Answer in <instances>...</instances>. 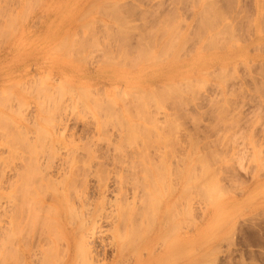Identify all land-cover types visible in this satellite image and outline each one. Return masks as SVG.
I'll return each instance as SVG.
<instances>
[{"label": "rangeland", "instance_id": "obj_1", "mask_svg": "<svg viewBox=\"0 0 264 264\" xmlns=\"http://www.w3.org/2000/svg\"><path fill=\"white\" fill-rule=\"evenodd\" d=\"M99 203L107 264H264V0H0V264H56Z\"/></svg>", "mask_w": 264, "mask_h": 264}, {"label": "bare ground", "instance_id": "obj_2", "mask_svg": "<svg viewBox=\"0 0 264 264\" xmlns=\"http://www.w3.org/2000/svg\"><path fill=\"white\" fill-rule=\"evenodd\" d=\"M110 52H111V51H110ZM118 52H119V51H118ZM113 54H114V53H113ZM116 54H117V53H116ZM104 61H105V60H104ZM154 94H155V93H154ZM140 95H141V94H140ZM138 96H139V95H138ZM141 97H143V96H141ZM136 100H137V97H136ZM139 100H141V99L139 98ZM141 102H142V101H141ZM96 105H97V104H96ZM98 106H100V105H98ZM142 106H143V105H142ZM142 106L140 107V109L142 108ZM137 108H138V107H137ZM107 110H108V109H107ZM141 111H142V110H141ZM106 112H108V111H106ZM109 112H110V111H109ZM106 115H108V114H106ZM108 118H109V117H108ZM104 120L106 121L107 118H106V119L104 118ZM89 148H90V147H89ZM90 151H91V150H90ZM88 152H89V151H88ZM89 153H90V152H89ZM92 154H94V152H92ZM31 165H32V164H31ZM33 165H34V164H33ZM33 165H32V166H33ZM37 165H38V164H37ZM37 165H34V167H35V172H36V173H37V168H36ZM38 166H39V165H38ZM32 169H34V168H31L30 170H32ZM113 169H114V171H116L115 168H113ZM113 169H112V170H113ZM122 169H123V168H122ZM122 169H121V171H122ZM40 170H41V169H40ZM78 170H79V169H78ZM78 170H76V171H78ZM130 170L132 171V169H130ZM118 171H119V170H118ZM18 172H19V171H18ZM27 172H30V173H31L32 171H29V169H28ZM116 172H117V171H116ZM129 172H130V171H129ZM112 173H113V171H112ZM114 173H115V172H114ZM117 173H118V172H117ZM17 174L19 175V173H17ZM72 174H73V172H71L70 170H68V171L64 174V175H65L64 179H63V178H62V179H63L64 181H68V180H69V181H68V184H69V182H72L73 180L76 182V180H75L74 178H72ZM115 174H116V173H115ZM14 175H16V174H14ZM35 175H36V174H35ZM60 175H61V174H60ZM62 175H63V174H62ZM116 175H117V174H116ZM116 175H115V176L113 175V176H114V180H115V179L117 180V176H116ZM130 175H131V174H130ZM188 175H189V174L187 173V177H188ZM123 176H126V175H123ZM131 176H132V175H131ZM131 176H130L129 178H132ZM1 177H3V176H1ZM18 177H21V176L19 175ZM36 177H37V175H36ZM38 177H39V176H38ZM43 177H44V176H43ZM120 177H121V176H120ZM120 177H119V178H120ZM21 178H22V177H21ZM41 178H42V177H41ZM71 178H72V179H71ZM123 178H124V177H123ZM157 178H158V177H157ZM157 178H156V179H157ZM1 179H2V178H1ZM7 179H8V178H7ZM7 179H6V181H7ZM33 179H34V178H33ZM33 179H32V181H33ZM35 179H36V178H35ZM70 179H71V181H70ZM124 179H125V178H124ZM158 179H159V178H158ZM186 179H187V178H186ZM2 180H3V179H2ZM9 180H10V179H9ZM15 180H16V179H15ZM17 180H18V179H17ZM19 180H21V179H19ZM28 180H29V178H28ZM40 180H41V179H40V177H39V181H40ZM43 180H44V178H43ZM126 180H127V179H126ZM129 180H130V179H129ZM129 180H128L127 182H129ZM131 180H132V179H131ZM160 180H161V179H160ZM160 180H159V181H160ZM10 181H11V180H10ZM34 181H35V180H34ZM49 181H50L49 183H52L51 180H50V178H49ZM52 181H54V180H52ZM117 181H118V180H117ZM21 182H22V180H21ZM45 182H46V181L44 180V183H45ZM55 182H56V181H55ZM61 182H63V181H61ZM75 182H73V183H75ZM121 182L127 183L126 181H124V180L122 179V177H121V180H120V182H119V183L121 184V186H118V185H117V182L115 181L116 186L119 187V188L117 187L116 190L118 189V190H119V195L121 194L119 200L121 199V197L123 198V200L126 199V195H127V193H128V192L126 193V191H128L129 188H130L129 191H130V190L132 191V192L130 191L131 193L129 192V193L131 194L130 196H132V199H131V201H130V200H129V201L127 200V201H128L127 203H124V202L122 201L124 205H123V204H121V206L116 205V206H117V207H116V211H117L116 213H115V211H111V214H112V215H111V214H110V215L112 216V220H113V218H114V220H115V221H114V225H113V227H114V229H119V228L124 229L125 227H126L127 229H129V228H131L132 226H133V228H134V225L132 224L133 222L131 223V221H133V220H131L132 218H130V220L128 219L127 224L125 223V220H122V219H126L125 215L128 214V212L130 211L131 208H134V207L136 206V204L139 203L138 200H140L141 198H142V200H143V197H139L140 199H139V198H136L137 195H136V193L133 192V190L135 189V185H133L131 181H130V182H131L132 185L130 184L131 187H129V185H128L129 188H127V185H126V184L123 185V183H121ZM19 183H20V181H19ZM19 183H18V185H19ZM33 183H34V182H33ZM119 183H118V184H119ZM12 184H13V183H12ZM30 184H31V180H30V182H28V185H30ZM35 184H36V183H35ZM37 184H39V182H38ZM37 184L35 185L34 188H36V186L41 185V184H39V185H37ZM58 184H59V182H58ZM66 184H67V183H66ZM120 184H119V185H120ZM210 184H212V182H211ZM18 185H17V187H19ZM28 185H26V187H27ZM32 185H34V184H32ZM45 185H47V184H45ZM51 185H52V184H51ZM51 185H50V187H51ZM54 185H55V184H54ZM60 185H61V184H60ZM71 185H72V184H71ZM100 185H101V184H100ZM106 185H107V184L105 183L103 187H106ZM20 186H22V185H20ZM57 186H58V185H57ZM75 186H76V185L74 184V186H73L74 189H75ZM123 186H124V187H123ZM26 187H25V183H24V189H25V190H26ZM29 187H30V186H29ZM42 187H44V185H43V186L41 185V187L39 186L38 189H36V190H39L40 188L43 189ZM45 187H46V186H45ZM59 187L61 188V186H59ZM67 187H68V186H67ZM71 187H72V186H70V188H71ZM31 188H32V187H30V189H31ZM47 188H48V186H47ZM52 188H53V187H52ZM52 188H51V189H52ZM60 188H59V189H60ZM70 188H69V191H72V192H73L74 190H70ZM76 188H77V187H76ZM133 188H134V189H133ZM13 189H14V188H13ZM20 189H21V191H22V187H21V188H20V187L18 188V190H20ZM24 189H23V190H24ZM30 189H29V190H30ZM41 189H40L39 191H42ZM103 189H104V188H103ZM15 190H16V188H15ZM52 190H53V189H52ZM52 190H50V191H52ZM60 190H61V189H60ZM75 190H76V189H75ZM104 190H105V189H104ZM118 190H117V191H118ZM16 191H17V190H16ZM21 191H20V192H21ZM32 191H33V189H32ZM32 191H31V192H32ZM45 191H46V190H45ZM67 191H68V189H67ZM79 191H80V190H79ZM117 191H116V192H117ZM18 192H19V191H18ZM22 192H23V191H22ZM31 192H29V193H31ZM42 192H44V190H43ZM47 192H48V191H47ZM53 192H54V191H53ZM74 192H75V191H74ZM82 192H83V191H82ZM16 193H17V192H16ZM24 193H28V191H27V192H24ZM29 193H28V195H29ZM34 193H35V192H34ZM60 193H61V192H60ZM13 194H14V193H13ZM20 194H21V193H20ZM20 194H19V195H20ZM39 194H40V193H39ZM68 194H69V195H68ZM68 194H67V195L70 197V192H69ZM73 194L76 195V193H73ZM82 194H83V193H82ZM21 195H22V194H21ZM24 195L26 196V194H24ZM32 195H33V194H32ZM36 195H37V194L35 193L34 196H36ZM41 195L44 196L45 194H41ZM50 195H51V194H50ZM50 195H49V197H50ZM79 195H81V194H79ZM79 195H77V196H79ZM85 195H86V194H85ZM25 196H24V197H25ZM34 196H33V197H34ZM37 196H38V195H37ZM127 196H128V195H127ZM11 197H12V196H11ZM38 197H39V196H38ZM44 197H45V196H44ZM116 197H117V195H116ZM137 197H138V196H137ZM30 198H31V197H30ZM70 198H71V197H70ZM77 198H78V197H77ZM83 198H84V197H83ZM85 198H86V196H85ZM135 198H136V199H135ZM19 199H20V197H19ZM23 199H24V198H23ZM27 199H28V198H27ZM44 199H45V198H44ZM46 199H47V198H46ZM49 199H50V198H49ZM81 199H82V198H81ZM137 199H138V200H137ZM152 199L154 200V203H155V201H157V203H159V202H158V199H154V197H153ZM152 199H151V197H150V200H152ZM31 200H32V199H31ZM36 200H37V201H36ZM36 200H35V203H36V202L38 203V202H39L38 199H36ZM39 200H40V199H39ZM73 200H74V199H73ZM77 200H78V199H77ZM86 200H87V199H86ZM114 200H117V199H114ZM150 200H149V201H150ZM26 201H27V200H26ZM26 201H24V202H26ZM32 201H33V200H32ZM40 201H41V200H40ZM24 202H23V203H24ZM41 202H42V201H41ZM67 202H68V201H67ZM77 202H78V201H77ZM119 202H121V201H119ZM136 202H138V203H136ZM141 202H142V201H141ZM151 202H152V201H151ZM28 203H29V202H27V203H25V204L27 205ZM30 203H31V201H30ZM30 203H29L28 205H30ZM100 203H101V202H100ZM100 203H99V204H100ZM142 203H144V202H142ZM149 203H150V202H149ZM154 203H152V204H154ZM157 203H155L154 206H156ZM17 204H18V202H17ZM17 204H16V205L14 204V205L17 206ZM101 204H103V203H101ZM101 204H100V206H98V207L95 208L94 210H92V211L90 210V212L87 211V212H88L87 215H85V214L82 212V213H83V214H82L83 217H82V219H81V224H79V225L77 226V227H79L80 225H86L87 223H90L91 225H93V226H92L93 228H91L92 231L89 230V233L87 232L89 235L91 234V235L89 236V239L87 238V235H86V237H84V236H85V235H84L85 233H84V234L81 235V237L84 235V236L82 237L83 239H79V240H76V241H75V238H73V236H72V235L75 233V232H74V231H75V227H70L71 224H74V222L71 223V224L68 222L69 219H71V217L69 216L68 221H67V220H66V221H67V225H68V223H69L70 226L68 225L69 227H67V229H65V231L63 232L64 235H68V236L71 235V236H70L71 239H70V241L68 242V245H67V251L65 250L66 248H65V249L63 248L64 251H66V255H65V258L62 259V258H63L62 256H64V254L62 253V254H63L62 256H59V258L57 257L56 259H54V260H56V262H54V263H56V264H57V263H59V264H107V263H106V259L108 258V257H107V253H108V252L106 251L105 246L103 245V243H102V245H101V244H98V242H96V241H99V240H96V238H98V237H95L96 234H97V235L100 234L99 232H98V233L96 232V229H97V227H98L97 225H96L97 227H95V224H97V223H96V222H97L96 217H101L102 214L104 213L103 211H102L103 213L101 212V210H102V208H103V207H102L103 205H101ZM113 204H114V203H113ZM139 204H140V203H139ZM23 205H24V204H23ZM28 205H27V206H28ZM36 205H37V204H34V207H35ZM39 205H40V204H38V206H39ZM73 205H74V204H73ZM84 205H85V204H84ZM84 205H83V206H84ZM86 205H87V204H86ZM104 205H105V204H104ZM150 205H151V204H150ZM19 206H20V205H19ZM30 206H32V204H31ZM38 206H36V208H37ZM42 206H43V204H42L41 206H39L38 208H40V207H42ZM47 206H48V205H47ZM83 206H82V207H83ZM114 206H115V205H114ZM114 206H113V207H114ZM144 206H145V205H144ZM12 207H13V206H12ZM24 207H25V206H24ZM76 207H77V206H76ZM76 207L74 206L75 209H76ZM84 207H85V206H84ZM138 207H139V206H138ZM138 207H135V208L138 209ZM140 207H141V209H143L142 206H140ZM14 208H15V207H14ZM16 208H17V207H16ZM16 208H15V210H16ZM50 208H52V207L50 206L48 209H50ZM74 208L71 207V209H74ZM78 208H79V207H78ZM135 208H134V209H135ZM154 208L157 209V206L154 207ZM18 209H19V208H18ZM20 209H21V208H20ZM26 209H27V207H26ZM29 209H30V207H29ZM41 209H43V211H44V207L41 208ZM66 209H67V208H66ZM12 210H13V209H12ZM24 210H25V209H24ZM52 210H53V208H52ZM77 210H79V209H77ZM88 210H89V209H88ZM114 210H115V207H114ZM131 210H132V209H131ZM135 210H136V209H135ZM135 210H133V211H134V214H133V211H131L132 213L130 212L129 214H133V215H135L136 212L139 213L140 211H142V210H140V211L138 212V210H136V212H135ZM154 210H155V209H154ZM13 211H14V210H13ZM27 211H28V210H27ZM30 211H31V210H30ZM30 211H29V212H30ZM40 211H42V210H40ZM48 211H49V210H48ZM67 211H68V209H67ZM83 211H84V210H83ZM155 211H156V210H155ZM10 212H11V211H10ZM14 212H15V211H14ZM16 212H17V210H16ZM19 212L21 213V211H19ZM31 212H32V211H31ZM31 212H30V213H31ZM33 212H35V211L33 210ZM37 212H38V211H37ZM53 212H54V211H53ZM69 212H70V211H68L67 213H69ZM75 212H76V211H74V213H75ZM105 212H106V210H105ZM113 212H114V214H113ZM152 212H153V211H152ZM12 213H13V212H12ZM17 213H18V212H17ZM49 213H50V212H48V214H49ZM61 213H62V212H61ZM77 213H78V212H77ZM109 213H110V211H109ZM109 213H106V214L104 213V214H103L104 217H106L107 214L109 215ZM137 213H136V214H137ZM1 214H2V213H1ZM4 214H5V213H4ZM38 214H40V213H38ZM75 214H76V213H75ZM121 214H122L123 216H122ZM10 215H11V214H10ZM13 215H14V214H13ZM23 215H24V214H23ZM36 215H37V213H36ZM50 215H51V213H50ZM52 215H54V213H53ZM69 215H70V213H69ZM84 215H85V216H84ZM110 215H109V216H110ZM133 215H132V217H133ZM32 216H33V214H32ZM111 216H110V217H111ZM120 216H121L122 218H120ZM129 216H131V215H129ZM129 216H128V218H129ZM28 217H29V216H28ZM33 217H34V216H33ZM33 217H31V218H33ZM44 217H45V216H44ZM78 217H79V215H78ZM78 217H76V215H75V218H78ZM107 217H108V216H107ZM107 217H106V218H107ZM12 218H13V216H11V218H10V219H11V222H12ZM35 218H38L37 220H39L40 223H41V220H42V219H40V218H42V215H41L40 218H39V216H38V217H34L33 219L35 220ZM80 218H81V217H80ZM106 218H104V219H106ZM108 218H109V217H108ZM119 218H120L121 222L123 223V225H121L122 227L124 226L123 228H122V227H119V226H120V225H119V223H120ZM14 219H15V218H14ZM14 219H13V221H14V223H15L16 221H15ZM33 219H32V222L34 221ZM46 219H48V216H47ZM57 219H58V221H59V218H57ZM102 219H103V216H102ZM151 219H152V218H151ZM29 220H30V218H29ZM37 220H35V221H37ZM44 220H45V219H44ZM44 220H43V221H44ZM48 220H50L49 222H50L51 224L54 223V221H53L52 219H48ZM48 220H45V221L47 222ZM112 220H108V221L111 222ZM26 221H27V220H26ZM43 221H42V222H43ZM45 221H44V222H45ZM51 221H53V222H51ZM73 221H74V220H73ZM123 221H124V222H123ZM9 222H10V220H9ZM55 222H56V220H55ZM70 222H71V221H70ZM129 222H130V224H132V226L129 224ZM149 222H150V219H149ZM14 223H13V224H14ZM18 223H19V222H17V224H18ZM21 223H22V222H21ZM29 223H31V221L27 222L26 225H28L27 228H28L29 231H30L29 226H30L31 224L29 225ZM40 223H39V224H40ZM47 223H48V222H47ZM50 223H49V224H50ZM58 223H59V222H58ZM58 223H56V224H58ZM108 223H109V222H108ZM111 223H112V222H111ZM10 224H12V223H10ZM15 224H16V223H15ZM34 224H35V222H34ZM34 224H32V225H33L32 228L34 227ZM51 224H50L49 226H48V224H46V225H42V226H41V225H40V226L38 225V227H39V229H40V227L42 228V227L44 226V228L48 231V233L51 232L52 229H53V231H56L57 229H56V230L54 229V228H56V227L54 226L55 223H54L53 227L50 228ZM120 224H121V223H120ZM152 224H153V222H152ZM18 225H19V224H18ZM18 225H17V226H18ZM23 225L25 226V224H23ZM23 225H22V226H23ZM35 225H36V224H35ZM109 225H110V223H109ZM15 226H16V225H14V227H15ZM36 226H37V225H36ZM56 226L59 227V224L56 225ZM111 226H112V225H111ZM111 226H110V227H111ZM128 226H129V227H128ZM130 226H131V227H130ZM4 227H5V226H4ZM18 227H19V226H18ZM47 227H48V229H47ZM90 227H91V226H90ZM6 228H7V227H6ZM8 228H9V227H8ZM15 228H16V227H15ZM24 228H26V227H24ZM36 228H37V227H36ZM36 228H35V229H36ZM59 228H61V227H59ZM80 228H81V227H80ZM80 228H79V229H80ZM95 228H96V229H95ZM133 228H132V229H133ZM16 229H17V228H16ZM16 229H15V230H16ZM20 229H21V228H20ZM45 229H44V230H45ZM49 229H51V231H49ZM93 229L95 230L96 233L93 231ZM32 230H33V229H32ZM37 230H38V229H37ZM37 230H36V233H37ZM40 230H42V232H43V228L40 229ZM58 230H59V229H58ZM2 231H4V230H2ZM7 231H9V230H7ZM7 231H6V232H7ZM38 231H39V230H38ZM53 231H52V233H53ZM90 231H91V233H90ZM117 231H119V230H116V232H117ZM129 231H130V230H128V234L130 233ZM34 232H35V231H34ZM39 232H40V231H39ZM85 232H86V231H85ZM121 232H124V230H123V231L121 230ZM121 232H120V234L117 233V234L119 235L118 237H120V236L122 235ZM45 233H46V232H45ZM52 233H51V234H52ZM54 233H55V232H54ZM1 234H3V233L1 232ZM38 234H39V236L41 237V234H40V233H38ZM49 234H50V233H49ZM51 234H50V235H51ZM57 234H62V232H61V233L58 232V233H56V235H57ZM126 234H127V233H126ZM3 235L5 236V235H7V234L5 233V234H3ZM3 235H2V236H3ZM9 235H10V233H9ZM42 235H43V233H42ZM44 235H45V234H44ZM44 235H43V236H44ZM97 235H96V236H97ZM101 235H102V234H101ZM154 235H156V233H155ZM4 236H3V237H4ZM28 236H29V235H28ZM37 236H38V235H37ZM39 236H38V237H39ZM43 236L41 237V238H43V239H42L43 243H45L44 241L47 240L46 243L51 244V240L49 239L50 241H48L47 236L45 235V236H46V237H45L46 239H44ZM53 236H54V235H52V237H53ZM126 236H127V235H126ZM3 237H1V238H3ZM63 237H64V236H63ZM121 237H123V236H121ZM121 237H120V238H121ZM5 238H6V239H5ZM7 238H8V236H5V237L3 238L4 240H3V239H0V240L5 241V240H7ZM20 238H21V237H20ZM23 238H25V237H23ZM26 238H28V237H26ZM41 238H40V239H41ZM56 238H57V240H59V238H60V240L58 241L59 244H60V241L63 240V239H61V238H62V235H61V237L58 236V237H56ZM56 238H55V239H56ZM84 238H86V239H84ZM37 239H39V238H37ZM64 239H65V241L67 240L65 237H64ZM98 239H103V238H100V236H99ZM121 239H122V238H121ZM121 239H119V240H121ZM125 239L127 240V238H125ZM20 240H21V239H20ZM28 240H29V239H28ZM57 240H56V242H57ZM104 240H105V239H104ZM104 240H102V242H103ZM21 241H23V240H21ZM24 241L26 242L25 239H24ZM24 241H23V243H25ZM36 241H37V240H36ZM100 241H101V240H100ZM109 241H110V240H109ZM39 242H41V240H40ZM63 242H64V241H63ZM110 242H111V241H110ZM123 242H124V241H123ZM123 242H121L120 244H121V245L124 244ZM127 242H128V241H127ZM127 242L125 241V244L122 245V246H120V244L117 245V243H115V245H116V247H115V252H114L113 254H110V255H112V257H115V256H117V257H119V256H120V257H121V256H125L124 254L122 255V253L125 252L124 250L129 251V248H126V245L128 244ZM2 243H5V242H2ZM23 243H22V244H23ZM32 243H33V242H32ZM32 243H31V245H32ZM54 243H55V242H54ZM126 243H127V244H126ZM35 244H37V242H36ZM40 244H42V243H40ZM104 244H105V241H104ZM43 245H44V244H43ZM47 245H48V244H47ZM47 245H46V247H47ZM54 245H56V244H54ZM61 245H62V244H61ZM61 245H59V246H61ZM106 245H107V244H106ZM128 245H129V244H128ZM128 245H127V246H128ZM154 245H155V243H153L152 241H149V242L146 243V245L144 244V246H140V247H138V248L136 249V254H134L133 256H132L133 253L130 254L132 257H131V258H128V261H127L126 258H125V260L128 262V263H126V264H142V263H143L144 256H143L141 253H142V251H144V249H147V250H146V256H148V257H149V256H150V257H152V256L155 257V256L157 255V253L155 254V251H156V248H155V247H156V246H154ZM0 246H1V245H0ZM3 246H4V245H3ZM22 246H24V245H22ZM22 246L19 245V246H18V249L20 250V253L22 254L21 256H23V257L25 258V257H26V254H25V252L23 251L25 248L23 249ZM37 246H38V244H37ZM56 246H57V245H56ZM128 247H129V246H128ZM3 248H4V247H3ZM21 248H22L23 250H22ZM48 248H49V247H48ZM51 248H52V247H50V249H51ZM59 248H62V247H59ZM131 248H132V247H130V250H131ZM53 250H55V248H54ZM57 250H59V249H57V247H56V252H57ZM37 251H38V250H37ZM49 251H50V250H49ZM60 251H61V250H60ZM64 251L62 250L61 252H64ZM167 251H168V250H167ZM169 251H170V250H169ZM61 252H59V255H60ZM120 252H122V253H120ZM131 252H133V251H131ZM131 252H130V253H131ZM111 253H112V252H111ZM119 253H120V254H119ZM125 254H126V253H125ZM56 255H57V254H56ZM118 255H119V256H118ZM39 256H40V255H39ZM45 257L47 258V256H45ZM110 257H111V256H110ZM120 257H119V258H120ZM36 258H37V257H36ZM39 258H40V257H39ZM41 258L44 259V256H42ZM46 258H45L44 260L42 259L43 262H40V263H41V264H42V263H43V264H46L45 261H47V263L52 262V261H49L48 258H47V259H46ZM52 259H53V258H52ZM21 260H22V258H20V261H21ZM35 260H36V259H35ZM116 260H117V259H116ZM18 261H19V260H18ZM18 261H17V262H18ZM120 261L123 262L124 260H120V259H119V262H120ZM17 262H16L15 264H17ZM36 262H37V261H36ZM114 262H117V261H114ZM119 262H118V263H119ZM20 263H21V262H20ZM37 263H38V262H37ZM38 264H39V263H38ZM50 264H51V263H50ZM119 264H120V263H119Z\"/></svg>", "mask_w": 264, "mask_h": 264}, {"label": "crops", "instance_id": "obj_3", "mask_svg": "<svg viewBox=\"0 0 264 264\" xmlns=\"http://www.w3.org/2000/svg\"><path fill=\"white\" fill-rule=\"evenodd\" d=\"M198 60L199 62H204L206 60L205 56H198ZM195 62V61H194ZM200 65V63H198ZM199 67H203V64L201 63V65ZM178 73H180V71H178ZM177 73V74H178Z\"/></svg>", "mask_w": 264, "mask_h": 264}]
</instances>
